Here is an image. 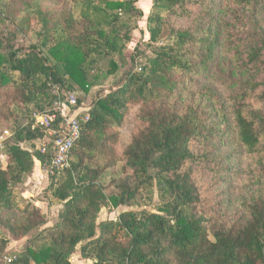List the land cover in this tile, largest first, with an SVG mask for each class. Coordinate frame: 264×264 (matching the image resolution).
<instances>
[{
  "label": "trees",
  "instance_id": "1",
  "mask_svg": "<svg viewBox=\"0 0 264 264\" xmlns=\"http://www.w3.org/2000/svg\"><path fill=\"white\" fill-rule=\"evenodd\" d=\"M150 1L144 50L129 54L142 30L137 0H0L10 131L0 144V260L73 264L78 252L91 264H264V0ZM104 79L116 87L87 106L78 100L89 120L68 166L46 177L41 198L62 204L49 221L16 193L51 155L36 149L44 134L32 116L52 109L54 88L87 93ZM129 101L142 124L122 153L131 174L107 182L117 162L110 132ZM196 160L225 185L211 207L192 177ZM105 206L126 209L99 222Z\"/></svg>",
  "mask_w": 264,
  "mask_h": 264
},
{
  "label": "rangeland",
  "instance_id": "2",
  "mask_svg": "<svg viewBox=\"0 0 264 264\" xmlns=\"http://www.w3.org/2000/svg\"><path fill=\"white\" fill-rule=\"evenodd\" d=\"M11 0H8V2H10ZM136 6L142 11L143 13V17L142 20H140L139 22V26L142 27L141 31H136L134 33V37L133 40L131 41V43L128 45V53H132L135 45L138 44L139 45V49L140 50H144V47L142 45H140L143 41H147L148 37L145 34V27H146V17L148 16L149 12H150V8H151V1L150 0H137ZM19 7L20 5L18 3H16L15 8ZM192 10L194 12H197L199 10V8L197 7H193ZM170 18V16H169ZM171 22H176L177 18L175 17H171L170 18ZM180 25H183V23H179ZM147 56H149V53H146ZM145 55V56H146ZM103 68L106 67V64L104 63L102 65ZM111 79H104L102 80L100 83V85L98 86V88L95 89H90L87 93H82V92H76L77 96H78V100L82 99L83 101V106H87L91 103V101H93V99L95 98V96L97 95H102V94H107L108 89L110 90L112 88V86H115L114 83H111ZM107 82V83H105ZM116 87V86H115ZM260 107V106H259ZM86 108V107H83ZM139 112H140V106H138L135 103L132 102H128L127 103V109L124 113V117L122 120V124L119 128L117 129H113L110 132V135L114 136V141L110 142L109 145L111 146V159L114 158L117 162L114 166H112L111 168L108 169L107 174V182H109V180H111V178H123L126 175L131 174V171L127 170L126 173L123 170V166H124V161L122 159V153L125 150V148L127 147V145L129 144L131 138L133 137V135L141 129L142 124L141 122L138 120V116H139ZM5 113L0 112V144L2 142H4L9 136H10V131L8 129V121H5ZM17 124L19 126H23L26 124V120L23 118L18 117L17 119ZM39 147V143H37L36 145V149ZM212 149V148H211ZM202 150V149H200ZM203 151V150H202ZM202 151H198V152H202ZM210 151V149H209ZM226 154V151H221V152H217L216 153V158H222L224 155ZM36 164H34V168H33V174H39V176L34 179L33 175L27 177L22 186L17 187L16 188V193L18 195L19 198H22V203L20 202L21 205H25V202H28V199L26 198H30L31 200L35 201L38 200L42 203H46L47 205V201L43 200L41 198V193H43V191L46 188L47 185V181H45L44 179V173H43V168L39 165L38 162H34ZM5 164V158L2 157V162H1V167H3ZM210 164L209 162H201L199 163L198 160H196L195 163H193L194 166V171L192 173V177L198 187V190L201 194V198H202V204H206V206H213L216 205L217 200L215 198L216 192L218 191H222L225 190V185L217 183L221 180V177H215L214 175H212L207 167H209ZM247 163L243 164V167H246ZM240 184V180L239 177L235 178V182H233L232 186L230 187V194L235 193L236 189L238 188V185ZM40 187L42 188V190H40V192L35 196H31L29 195V197H26L27 195V190L28 188H37ZM229 189V188H228ZM37 191V189H36ZM106 194H112L114 192L113 190V186L111 184H106V190H105ZM34 194V193H33ZM58 201H51L49 202L51 204V206L49 207L50 209H47L46 212V216L47 219L49 221H51L52 219H55L58 210L60 209L59 207L61 206L60 203ZM60 205V206H58ZM40 206L43 208L42 210H46L45 206H42L40 204ZM225 206V203L220 207V208H216V212L219 213L221 208H223ZM151 208V207H150ZM126 208H118V209H111L109 206H105L101 209L100 213H99V222L101 221H113L117 218L119 212L125 210ZM216 213V214H217ZM219 216V215H218ZM217 217V216H216ZM73 264H91L90 261L87 260H82L79 256V253L77 252L74 256H73Z\"/></svg>",
  "mask_w": 264,
  "mask_h": 264
},
{
  "label": "built area",
  "instance_id": "3",
  "mask_svg": "<svg viewBox=\"0 0 264 264\" xmlns=\"http://www.w3.org/2000/svg\"><path fill=\"white\" fill-rule=\"evenodd\" d=\"M53 93L58 100L48 113L32 116V128L43 132V137L38 141L37 150L41 154L50 151L48 163L42 165L45 177L59 173L68 166V155L72 145L80 137L84 123L89 120V107L78 106V96L75 92H65L63 97L54 88ZM61 97V99H60ZM58 118H61L59 122ZM14 256H3L1 264H11Z\"/></svg>",
  "mask_w": 264,
  "mask_h": 264
},
{
  "label": "crops",
  "instance_id": "4",
  "mask_svg": "<svg viewBox=\"0 0 264 264\" xmlns=\"http://www.w3.org/2000/svg\"><path fill=\"white\" fill-rule=\"evenodd\" d=\"M146 29V28H145ZM145 34L147 35V32L145 31ZM147 37H148V35H147ZM36 164V163H35ZM40 165V164H39ZM41 166V165H40ZM32 175H33V178L34 177H38L39 176V174H33L32 173ZM36 178H34V179H36ZM44 179H45V181H46V177H45V175H44ZM47 186V185H46ZM36 189H37V191H36ZM40 190H42V188H40V187H37V188H28V190H27V196L26 197H29V195H31V196H35V194L37 195L39 192H40ZM34 193V194H33ZM26 199H28V202L29 203H31V204H33L34 206H36V207H38V208H40L41 210L43 209L41 206H40V204L42 205V206H45L46 208V210L44 211L45 212V214H46V212H47V209H50L49 207L51 206V204L50 203H47V205H46V203H42V202H40V201H38V200H35V201H33V200H31L30 198H26ZM58 203V202H57ZM60 203V202H59ZM61 205V206H60ZM60 205H58V206H60L59 208L61 209V207H62V204L60 203ZM59 209V210H60ZM59 210H58V212H59ZM58 212H57V214H58ZM57 216V215H56ZM56 218V217H55ZM54 219H52L51 221H53ZM51 225V222L48 224V226H50Z\"/></svg>",
  "mask_w": 264,
  "mask_h": 264
}]
</instances>
